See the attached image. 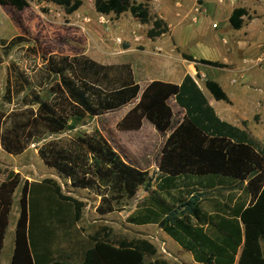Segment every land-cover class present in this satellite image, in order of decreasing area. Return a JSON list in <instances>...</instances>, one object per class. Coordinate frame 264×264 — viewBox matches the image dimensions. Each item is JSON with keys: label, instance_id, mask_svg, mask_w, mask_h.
Here are the masks:
<instances>
[{"label": "trees", "instance_id": "trees-1", "mask_svg": "<svg viewBox=\"0 0 264 264\" xmlns=\"http://www.w3.org/2000/svg\"><path fill=\"white\" fill-rule=\"evenodd\" d=\"M49 1L66 13L82 5V0ZM27 3L0 0L1 6L17 10ZM93 5L98 13L118 16L129 11L141 23L151 21L148 37L168 31L163 19L150 15L145 0H93ZM246 13L244 7H235L228 17L230 26L239 29ZM22 39L19 34L1 38L0 45L8 51ZM182 55L190 61L226 66ZM115 67L84 55L64 54L49 55L37 75L10 64L0 107L1 147L7 153L19 154L31 143L39 144L37 152L46 165L68 179L72 187L99 197L96 211L100 214L122 209L137 189L145 186L147 195L127 221L156 224L197 262L264 264V144L245 128L221 119L189 74L179 84L153 80L142 90L138 83L121 76L119 84L104 87L111 84L107 74ZM204 87L214 99L229 101L217 81L206 78ZM171 96L184 110L176 124L167 103ZM136 98L117 122L118 129H139L144 118L161 132L171 129L162 145L155 177L126 161L97 127L80 128L86 118ZM50 135L54 137L48 138ZM46 181L60 200L72 205L74 220H78L83 202L63 194L55 181ZM20 184L11 264H165L146 260V255L156 253V246L147 239L112 241L108 233L100 232L90 236L92 244L85 248L79 263L52 258L50 249L39 251V244L34 255L29 238L30 221L34 220L29 182L21 183L20 174L13 170L0 180V253ZM222 190L226 195L217 198Z\"/></svg>", "mask_w": 264, "mask_h": 264}, {"label": "rangeland", "instance_id": "rangeland-1", "mask_svg": "<svg viewBox=\"0 0 264 264\" xmlns=\"http://www.w3.org/2000/svg\"><path fill=\"white\" fill-rule=\"evenodd\" d=\"M145 1L150 6L149 0ZM194 1L158 0L156 2L162 8V13L175 21L180 20L183 14L188 12V16L172 30L175 38L181 36L184 26L189 30L190 36L186 40L185 50L191 51L194 55L218 60L225 56L228 57L225 51L227 45L221 41V36L229 39L233 32L237 34L240 30L234 29L230 25L226 29L227 25L223 21L222 15L217 13L207 15L201 12L198 14L194 8L199 4L193 8ZM222 1L226 2V0ZM235 1L237 5L244 4L249 10L248 16L243 21L248 22L255 18L257 23L264 22V0ZM27 2V6L21 10L12 6L0 5V39H9L18 34L23 38L8 51L6 47L3 48L0 45V107L2 106L8 66L14 64L27 74L34 75L39 68L44 66L49 55L81 56L88 54L104 63L129 60L134 75L140 78L143 68L142 61H145L143 58L149 52H144V54L139 52L143 44L142 40L145 39L146 46L155 47L154 45H156V40L152 41V39L146 38L147 30L152 25L151 21L145 25L141 24L139 20H134V28L131 32L133 39L130 40L125 29L116 27L114 20L117 17L115 15H110L107 23L97 21L98 15L92 0H82V5L78 11L72 13H66L62 7L49 0H27ZM200 2L198 0V3ZM228 11L229 7L226 9L227 13ZM82 12L85 15H82ZM177 12L180 13L179 17L176 16ZM203 14L207 15L205 19L201 18ZM150 15L156 14L150 10ZM193 16H197V21L192 20ZM85 17L90 19H85ZM124 21H126L125 18ZM214 22L218 23L216 28L212 26ZM253 37L257 46L264 43V27H261ZM130 44L132 49H126ZM263 54L264 46L248 58L237 54L238 56L228 62V67L236 65L235 61L237 60L243 65L261 66L264 57L258 62L257 58L262 57ZM205 73H208L209 77L214 80H217L215 75L218 73L222 76H228V79L233 77V71L229 69L218 70L212 66L206 67ZM195 78L204 93L214 101L213 107L216 111L224 108L230 119L237 121L241 127H245L250 134L260 138L264 143V99L256 100L259 96L264 97V88L258 89L255 83L248 85L234 77L236 82L226 86V91L232 95L233 99L226 102L215 100L205 89V76L197 74ZM103 86L111 88L113 84H103ZM244 92H249V95ZM136 101L137 98L126 103L124 107L107 110L92 118H86L85 123L80 128L90 130L97 127L126 161L147 170L149 176L155 177L159 174L158 163L161 148L171 129L161 132L146 118L143 119L144 121L142 120L143 124L139 129H118L116 124L120 120L122 112L130 108ZM254 102H258V104L252 108L248 107ZM167 103L173 111V124H176L181 120L184 110L175 102L173 96L168 99ZM243 106L249 108L248 111L250 110L246 114L247 119L236 118V111ZM53 137L54 135H50L48 138ZM38 145L31 143L26 150L19 154L7 153L0 145V168L2 170L0 180L8 171L13 170L20 174L21 183L24 180L29 182V202L34 216V220L30 221L29 238L34 255L37 253V244H39L41 246L39 251L45 252V250L50 249L52 258L79 263L85 248L92 244L90 236L95 232H100L101 234L108 233L112 241L136 238L149 240L156 246V253L146 255V260H157L165 264H191L185 251L156 224L138 225L127 221V216L135 209L137 203L147 195L145 186L141 185L122 209L100 214L96 211L99 197L92 191L72 187L68 179L53 167L46 165L38 155ZM48 179L55 181L63 194H68L83 202L82 214L78 220H74L72 205L56 196L46 181ZM21 185L16 189L13 197L10 225L6 230L1 253L3 264L9 263L8 253L11 251L13 243V228L18 214ZM237 193L239 194V190ZM220 194L217 198L223 199L226 192L222 190ZM41 248L42 250H40Z\"/></svg>", "mask_w": 264, "mask_h": 264}, {"label": "crops", "instance_id": "crops-1", "mask_svg": "<svg viewBox=\"0 0 264 264\" xmlns=\"http://www.w3.org/2000/svg\"><path fill=\"white\" fill-rule=\"evenodd\" d=\"M156 1L158 2V0H149V3H150L149 12H150V10H152V12L154 14H156V16L163 19L168 25V31L165 33H162L156 37H153V38L148 37V36L146 37V38L152 39V41L156 40V45H154L155 47H150V45L146 46L144 43L145 39L142 40L143 44H142V47L140 48L139 52L140 53L142 52L144 54V52L149 51L148 53H146V55L143 58L145 61H142V67L143 68H142L141 75H140V78H142V79L137 78L134 75V72L132 71L131 63L129 62V60H123L120 62L104 63V62L99 61L96 58H94L88 54H82L84 56H87L88 58H91V59L101 63V64L116 66L114 68V70L110 69L108 71V74H107L109 79H110L111 84H113V85L119 84L118 80H119L120 76H121L122 80H124V79L130 80L131 79L134 82L138 83L140 85L141 89H143L149 82H151L153 80H159V81H163V82L179 84L186 74H189L190 76H192L193 79L195 78V75H197V74L203 75V76H205V78L213 79L212 77H209L208 73H205L206 67L211 66V65L204 64L201 62L190 61L182 55V53H186V54L192 55L196 59L204 58V59H208V60L223 62L224 64H226V66L216 67V68H218V70H228L229 69V70L233 71V75H232L233 77H230V79H228V76H222L220 73L215 75V78L217 77V80H215V81H217L219 83V85L222 87V89L225 91L229 100H232L233 98H232V95H230V93L226 90H227V87L229 85H232L233 83L236 82V81L231 82V80L234 79V77L238 78L241 82H246V84H248V85L255 83V85H257L258 89L264 88V62L262 63L261 66H249V65H243V64H241V62L239 60H237V61H235L236 65H234L232 67H228V65H229L228 62H231V60L235 56L240 55V56H244L245 58H248L250 56H253L254 53L258 52L260 47L264 46V43H262L260 46H257L255 44L254 37H253L255 34H257L258 30L261 27H264V22L257 23L254 20L255 18L250 19L248 22L243 21L242 26L239 29H237V30H240L239 33L234 34V32H233L232 36L229 39H227L224 36L223 37L221 36V41L227 45L225 51L228 54V57L225 56L221 60L212 59L210 57H206V56H202V55H194V53H192L191 51H189V50L187 51L184 49V46L186 45V42H187L186 40L190 36V32H189V30H187L186 26H184V31L182 34H180L181 36L179 38L174 37V35L172 33L173 28L177 25L178 26L180 25V22H182L184 20V18H186L188 16V12L184 13L180 20L175 21L173 19H170L168 16H165L162 13V11H161L162 8H160L158 6ZM200 1L201 2L198 3V0H195L193 3V8L199 4L203 8L202 13H206L207 15L208 14L213 15L216 13L219 15H222V19H224L223 21H225V24L227 25L226 29H228L227 27H229V25H230V23L228 21V17L230 15L231 11L235 7H244L247 10V13L242 16V20H244V18L247 17L249 14L248 8L244 4L237 5V2L235 0H226V2H224V1L221 2V0H200ZM242 3H243V1H242ZM177 4L180 6V3L178 1H177ZM228 7H229V11L227 13L226 9ZM76 11H78V9ZM76 11H74V12H76ZM199 13H201V12H199ZM176 14H177L176 16L179 17L180 13L177 12ZM82 15H85V13L82 12ZM97 15H98V12H97ZM105 15L107 18H110L109 17L110 15H115V14L110 13L108 15L107 14H105ZM207 15L203 14V16L201 15V18L205 19V17H207ZM115 17H117V19L114 20L116 27L117 28L120 27L121 29H125L128 39L132 40L133 36H132L131 32L134 28V20H138V19L136 17L132 16L129 11H128V14H127V11H125L118 16L115 15ZM85 18H89V17H85ZM124 18L126 19V21L123 22ZM192 20L194 22L197 21V16H193ZM141 24L147 25L146 23H141ZM212 26L214 28H216L218 26V23L214 22L212 24ZM126 49L131 50L132 49L131 44ZM237 63H238V65H237ZM121 65H124L126 67L124 69H120L119 66H121ZM212 67H215V66H212ZM116 68H118V70H115ZM244 93L249 95V92H244ZM204 95L207 98L209 104L213 107L214 101L212 99H210L206 95V93H204ZM168 99H167V102H168ZM258 99H264V97L259 96L256 100H258ZM257 104H258V102H254L251 105L249 104L248 107L252 108L254 105H257ZM124 106L125 105H123V107ZM247 109H249V108H247L246 106H243L239 110H237L236 111L237 114H235L236 118L242 117V119L243 118L247 119L246 114H247V112H250V110L248 111ZM127 110H124L122 112L121 118L124 116V114L127 112ZM215 112L221 119L226 120V121H228L234 125L241 127L239 125V123H237V121L232 120L228 117V114L226 113L224 108H220L219 111L215 110ZM143 121H142V124H143ZM244 121H246V120H244ZM241 128H245V127H241ZM250 135L253 138H255L256 140H258L259 142H261L262 144H264L260 138H257L256 136H253L252 134H250ZM9 225H10V220H9L8 227H9ZM167 236L170 239H172L169 235H167ZM4 240H5V238H4ZM173 241L175 243H177L175 240H173ZM13 244H14V237H13V243L11 246V251L8 253V256H9V259H8L9 263L8 264H11V255H12V250H13ZM177 245L185 251L186 255L189 257V261L191 264H203V263L195 261L190 251L184 249L178 243H177ZM3 246H4V241H3ZM2 249H3V247H2ZM1 253H2V250H1ZM1 253H0V264H3L2 259H1Z\"/></svg>", "mask_w": 264, "mask_h": 264}, {"label": "built area", "instance_id": "built-area-1", "mask_svg": "<svg viewBox=\"0 0 264 264\" xmlns=\"http://www.w3.org/2000/svg\"><path fill=\"white\" fill-rule=\"evenodd\" d=\"M194 11L197 12V13H199V12H202V11H203V8H202L201 5H198L197 7L194 8ZM85 19H87V18H85ZM107 19H108V18L106 17L105 14H102V13L99 14V13H98V16H97V21H98V22H100V23H107V22H109ZM263 57H264V54H263L262 57L257 58V62H258V61H261V60L263 59ZM194 80H195L196 83L198 84L196 78H194ZM231 82H235V78L232 79Z\"/></svg>", "mask_w": 264, "mask_h": 264}]
</instances>
